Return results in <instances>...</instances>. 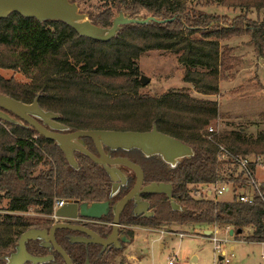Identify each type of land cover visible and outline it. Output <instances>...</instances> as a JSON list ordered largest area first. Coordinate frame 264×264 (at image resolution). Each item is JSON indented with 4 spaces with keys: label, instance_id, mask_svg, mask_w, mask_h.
Masks as SVG:
<instances>
[{
    "label": "trees",
    "instance_id": "trees-1",
    "mask_svg": "<svg viewBox=\"0 0 264 264\" xmlns=\"http://www.w3.org/2000/svg\"><path fill=\"white\" fill-rule=\"evenodd\" d=\"M101 1L105 9L94 16V23L102 27L111 25L115 16L113 7H122L130 17L146 10L158 18L174 19L125 24L110 40L98 41L79 35L60 20L39 22L11 12L0 18V46L8 51L6 56L4 51L0 52V67L20 71L28 81L21 83L0 76V93L25 103L38 96L39 106L57 113V119L71 131L97 128L145 131L154 124L159 131L190 145L194 154L183 158L175 167L167 168L161 160L145 157L137 148H123L122 151L142 166L147 181L170 183L171 196L186 209L177 214L178 211L169 206L167 217L160 212L138 223L154 225L156 221L173 218L206 225L219 223L240 229L241 233L248 228V241L264 242V209L259 196L252 204L238 202L234 197L214 202L195 200L187 191L190 182H212L230 175L226 169L221 171L215 158V146L204 135L207 125L218 116V102L192 96L186 88L169 90L159 96L137 93L141 83L135 59L145 50L163 49L177 55L184 67L182 80L190 83L197 93L217 94L220 71L228 59L218 39L238 32L241 21L226 27L215 22L214 31H200L217 18L194 8L188 9L183 0ZM254 6L264 8V0ZM243 26L261 53L264 14L261 21L245 20ZM199 31V38L190 37ZM92 105L103 110H133L136 114L128 118L84 114ZM138 111L142 112L140 116H137ZM2 124L12 126L4 120ZM2 126L0 197L8 199V211H26L35 203L41 205L42 212L51 214L54 197L90 203L110 196L106 174L88 156L75 151L77 168H74L54 141L45 139L26 123L13 125L11 134ZM33 134L37 135L33 137ZM216 142L224 143L238 155L263 153L264 130L256 135H245L241 130L218 132ZM42 151L52 160L46 169L33 175L32 171L43 158ZM229 180L243 184L238 178ZM154 199L169 205L163 193L154 195ZM129 208L131 204L127 205ZM29 225L28 219L21 215L0 214V254L3 249L14 248ZM132 234L129 232L130 236ZM0 264H5L1 258Z\"/></svg>",
    "mask_w": 264,
    "mask_h": 264
},
{
    "label": "rangeland",
    "instance_id": "rangeland-1",
    "mask_svg": "<svg viewBox=\"0 0 264 264\" xmlns=\"http://www.w3.org/2000/svg\"><path fill=\"white\" fill-rule=\"evenodd\" d=\"M186 7L194 8L206 13L209 16L216 17L217 20H212L210 26L200 31H214L215 22L220 26L236 25L241 21V29L235 34H231L226 38L218 39L220 45L226 50L228 59L225 66L221 68V80L219 82V91L217 94H200L197 93L190 83L182 80L184 67L178 61L177 55L169 50L163 49H148L141 52L135 59L138 68V80L142 76L149 79L145 85L140 84L137 88L138 94H146L149 96H159L164 92L173 89L186 88L190 95L202 98L211 99L218 102V116L209 124L215 126L219 133H224L229 130H241L245 135H256V133L264 130V43L262 51L259 53L256 50L255 42L251 34L246 32L243 26L245 20L259 22L263 19L264 8L255 7L260 0H183ZM77 4L78 12L82 14L83 19H88L94 22V16L105 9L101 0H74ZM122 7H113L115 16L122 12ZM139 17H146L150 14L146 10H140L137 14ZM219 26V25H218ZM200 31L191 35V38H199ZM4 51L5 56L7 50L0 46V52ZM0 76L4 79L13 78L17 82H26L28 79L20 72L10 68L0 67ZM116 82V81H113ZM142 112L138 111L140 116ZM84 114L94 115L99 117L104 115L110 118H128L136 112L127 109H112L103 110L96 109L92 105ZM103 116V117H104ZM12 121H7L12 124L9 126L0 123V126L5 127L11 134L13 125L23 126L24 124L17 118L10 115ZM102 118V117H99ZM3 121V120H2ZM9 134V135H10ZM37 134H33L35 137ZM81 144L86 143L83 140ZM41 146V145H39ZM42 150V148H41ZM43 158L32 171L35 175L42 169L48 167V163L52 158L46 152L42 151ZM144 155V153L142 152ZM260 155L264 159L263 153L251 152L248 157H256ZM75 156V155H74ZM145 157H148L144 155ZM149 157H155L161 160L167 168H171V164L164 162L161 155L154 154ZM47 162H44V161ZM221 170L227 169L226 172H231L230 165H220ZM123 167L116 166L115 170L118 175L122 172ZM123 170V169H122ZM225 172V173H226ZM124 173V171H123ZM256 177L259 181H264V169L258 167L256 169ZM116 187L112 186V192ZM2 195V194H1ZM230 192L220 196L221 200H230ZM56 199H65L64 197H54ZM154 201V202H153ZM151 206L155 211V215L162 212L168 216L169 206L165 202H157L153 199ZM156 201V202H155ZM8 207V199L0 197V214L5 213ZM179 208V209H178ZM161 209V210H160ZM185 206L178 203L177 214L183 212ZM174 210V209H172ZM36 221L37 218H44L41 214V205L35 203L30 204L25 212H12ZM162 214V215H163ZM176 214V215H177ZM172 216V217H176ZM60 220V218H58ZM176 219V218H175ZM211 223L207 225H199L190 220H178L174 218L170 220L156 221V224L149 228L138 227L133 229L132 242L124 246L122 252L113 260L112 264H168L170 259H173L175 264H224L215 263V251L210 239L206 236L204 230H209ZM218 233L219 237L226 236L223 225ZM233 229V235L229 237V246H233L234 257L230 264H264V242H251L246 239L250 234L248 228L241 233ZM179 233L185 234L183 237ZM9 251V250H6ZM4 252L0 258L5 262L9 253ZM136 255V258L132 257Z\"/></svg>",
    "mask_w": 264,
    "mask_h": 264
},
{
    "label": "water",
    "instance_id": "water-1",
    "mask_svg": "<svg viewBox=\"0 0 264 264\" xmlns=\"http://www.w3.org/2000/svg\"><path fill=\"white\" fill-rule=\"evenodd\" d=\"M11 12H17L28 18H35L39 22L60 20L74 29L79 35L98 41L110 40L125 24L166 22L174 19V17L162 19L152 15L146 17L135 15L130 17L122 11L113 17L110 26L102 27L88 19H83L82 14L78 12L77 4L71 0H0V18L6 17ZM148 81L147 77L142 76L140 83L145 85ZM37 99L38 96L32 102L25 103L0 93V119L11 122V115L19 119L23 124L26 123L28 127L33 128L45 139L54 141L63 152L67 162L74 168H77L74 152L79 151L91 158L95 163L103 164L107 171L106 165L108 164H123L131 168L135 171L136 181L133 187L114 206L113 232L109 239L102 240L96 234L86 229L73 227L65 223H56L51 226L49 231L35 228L25 230L18 239L16 254L20 256L24 254L23 259L26 258L25 242L29 239L46 237L48 235L53 246L61 254L66 264H72L66 252L55 242V229L59 227L81 229L93 236L96 242L105 245L116 239L119 214L122 209L129 200L134 197L136 198L141 192L163 193L167 196L172 209H177L178 203L171 196L172 186L170 183L151 182L141 189L143 182L141 168L128 158H110L103 151L102 145L124 149L137 148L146 156L159 154L161 155V159L171 164L172 167H175L183 158L194 154L190 145L159 131L154 124L150 130L145 131L119 129H78L71 131L56 121L58 117L57 113L41 108ZM83 137L90 138L93 141L98 156L94 155L84 144L79 142ZM108 209V201L78 203V200H69L55 210V215L61 218H74L79 213L83 216L98 218L102 214H106ZM237 232L239 233L241 230L238 229ZM229 234H233V229L229 230ZM28 258L33 261L36 259L31 256H28ZM23 259L22 257L19 258L17 263Z\"/></svg>",
    "mask_w": 264,
    "mask_h": 264
},
{
    "label": "flooded vegetation",
    "instance_id": "flooded-vegetation-1",
    "mask_svg": "<svg viewBox=\"0 0 264 264\" xmlns=\"http://www.w3.org/2000/svg\"><path fill=\"white\" fill-rule=\"evenodd\" d=\"M56 121L64 124L59 119L56 118ZM42 122V121H41ZM97 129H116V128H97ZM123 130V129H119ZM73 131V130H72ZM82 140L86 143L87 149H89L94 155L98 156V152L93 141L90 138L83 137ZM103 151L110 158H128L135 164H137L143 172V182L141 189L150 184L153 181H147V177L142 166L135 160L131 159L126 155L123 148L109 147L102 145ZM85 155V154H84ZM87 156V155H86ZM91 159V158H90ZM92 160V159H91ZM93 161V160H92ZM94 162V161H93ZM106 174L107 181L109 184V194L106 198L109 204V209L106 214H102L98 218H91L87 216L77 214L74 218H61L55 215V211L51 214L42 212L44 218H37L36 221L29 218V228L35 229H45L49 231L52 225L56 223H65L73 227L86 229L89 232H93L100 239L107 240L113 232V219H114V206L115 204L133 187L136 181L135 171L123 164H108L105 169L103 164L96 163ZM123 167L120 169L122 172L121 175H118L115 167ZM124 171V173H123ZM112 172V174H111ZM131 182V186H129ZM112 186H115L116 190L112 192ZM125 190V191H124ZM161 194V193H159ZM153 193H139L138 196L132 198L127 202L125 207L119 214V222L117 227V235L114 241H110L107 244H101L94 240V237L81 229H74L68 227H59L54 231V239L58 246H60L68 255L72 264H112L113 260L119 255L118 253L122 252L125 245H128L132 242V236L129 235V232H132L133 229L138 227L149 228L152 225H142L139 224V221L145 222L155 216V211L151 206V201L154 199ZM78 203L85 202L79 199ZM155 200V199H154ZM69 201V200H68ZM154 202V201H153ZM131 204V208L127 209V205ZM42 209V208H41ZM17 212V211H16ZM25 212V211H22ZM5 213H12L6 211ZM60 218V220L58 219ZM128 220V221H127ZM19 239V238H18ZM17 242L14 248L10 247L2 250V254L10 252L8 258L17 252ZM25 252L26 258H22L19 263L17 261L10 262L9 260L5 261V264H66L61 254L53 246L48 235L46 237H38L35 239H29L25 242ZM116 252V253H115ZM1 255V254H0ZM28 256L36 258L34 261ZM118 264V263H117Z\"/></svg>",
    "mask_w": 264,
    "mask_h": 264
},
{
    "label": "built area",
    "instance_id": "built-area-1",
    "mask_svg": "<svg viewBox=\"0 0 264 264\" xmlns=\"http://www.w3.org/2000/svg\"><path fill=\"white\" fill-rule=\"evenodd\" d=\"M2 124V121L0 120ZM218 130L214 125L209 124L205 129V138L211 141L215 146V158L220 165H230L232 170L230 175H226V178L219 179L212 182H190L187 184V191L191 198L195 200H210L218 201L220 196L230 192V197L235 198L236 201L246 204H252L259 196L264 209V192L262 186L264 181H259L256 177V169L261 167L264 169V159L257 155L256 157H248L247 155H238L233 153L224 143H215V134ZM227 170V169H226ZM222 171V170H221ZM224 173V172H222ZM231 177L238 178L242 185L236 184L237 181L229 180ZM67 200L56 199L53 203V212L63 205ZM220 225L218 223H212L208 232H205L206 236L210 239L213 250L215 251V263L230 264L232 258L235 256L233 246H229L232 235L229 234L231 229L229 225H223L226 236L219 237ZM203 232V233H204ZM185 234L179 233L180 237ZM262 243V242H261ZM264 258V254L261 255ZM168 264H175L173 259L168 261Z\"/></svg>",
    "mask_w": 264,
    "mask_h": 264
},
{
    "label": "crops",
    "instance_id": "crops-1",
    "mask_svg": "<svg viewBox=\"0 0 264 264\" xmlns=\"http://www.w3.org/2000/svg\"><path fill=\"white\" fill-rule=\"evenodd\" d=\"M199 225H206V224H201V223H200ZM210 225H212V223H211ZM204 231L207 232L208 230H204ZM204 231H203V232H204ZM24 256H25L24 254H23V256H20V255H18V254H13L10 258L7 257L6 260H9L10 262H14V261H17V262H18L19 258H21V257L23 258ZM132 257L136 258V255L133 254ZM137 260H138V259H137ZM137 260H136V261H137ZM136 261H135V264H137Z\"/></svg>",
    "mask_w": 264,
    "mask_h": 264
}]
</instances>
